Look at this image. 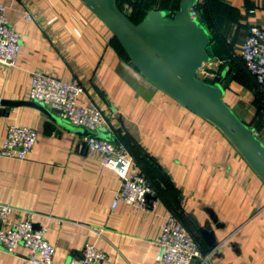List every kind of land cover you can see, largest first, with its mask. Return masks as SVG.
Returning <instances> with one entry per match:
<instances>
[{"label":"crops","instance_id":"obj_1","mask_svg":"<svg viewBox=\"0 0 264 264\" xmlns=\"http://www.w3.org/2000/svg\"><path fill=\"white\" fill-rule=\"evenodd\" d=\"M0 3L22 40L17 63H0V150L9 125L39 133L24 159L0 152V203L15 208L11 222L29 219L42 229L55 246L54 264L81 255L89 242L106 253L103 264H155L170 216L204 253L212 252V264H264V181L216 125L147 79L81 0ZM179 3L157 0L154 7L174 11ZM133 4L119 0L127 14ZM197 8L205 13L216 55L200 70L226 86L225 99L238 108L226 101L264 142V93L241 62L251 26L264 25V0H198ZM35 72L76 79L85 87L79 102H94L108 115L116 142L133 157L131 169L154 185L151 207L114 205L121 176L87 148L84 136L58 125L60 134H48V117L39 107L8 104L33 101ZM194 219L213 232L215 248ZM28 252L23 246L17 254L0 247V264H33Z\"/></svg>","mask_w":264,"mask_h":264},{"label":"built area","instance_id":"obj_2","mask_svg":"<svg viewBox=\"0 0 264 264\" xmlns=\"http://www.w3.org/2000/svg\"><path fill=\"white\" fill-rule=\"evenodd\" d=\"M195 14L199 11L197 7ZM22 47L20 33L10 23L7 6L0 3V63L13 66ZM241 57L248 70L255 76L264 92V25H253L246 37ZM199 72V71H198ZM85 87L76 79L63 81L42 72H35L32 78L30 99L57 110L59 115L71 124L92 130L112 131L108 115L94 102L83 105L79 102ZM38 131L30 126L12 124L0 152L8 157L24 159L34 148ZM85 144L91 151L101 155L102 163L117 171L121 186L117 201L148 209L155 203L156 189L144 175L133 171V157L126 146L116 141L98 137H85ZM15 208L0 203V247L10 253H18L20 246L29 252L27 259L33 264H54L55 246L47 240L42 229H36L29 219L10 221ZM160 250L155 264H212V252L204 253L196 239L176 216H170L160 237ZM106 253L95 243H87L81 255L73 256L66 264H103Z\"/></svg>","mask_w":264,"mask_h":264},{"label":"water","instance_id":"obj_3","mask_svg":"<svg viewBox=\"0 0 264 264\" xmlns=\"http://www.w3.org/2000/svg\"><path fill=\"white\" fill-rule=\"evenodd\" d=\"M81 1L110 29L132 64L147 79L189 110L216 125L264 181V142L226 101V86L198 76L200 68L216 58L204 13H194L198 0H180L179 8L173 13L165 9H151L138 23L118 7L116 0ZM228 68L225 67L222 74L225 75ZM232 79L233 76L229 75L226 83L230 84ZM19 103L35 105L45 112L48 134H60L61 131H56L55 127L58 125L84 137L116 141L112 131L73 125L57 110L49 109L42 103L8 102ZM194 221L208 245L215 248L213 232Z\"/></svg>","mask_w":264,"mask_h":264},{"label":"trees","instance_id":"obj_4","mask_svg":"<svg viewBox=\"0 0 264 264\" xmlns=\"http://www.w3.org/2000/svg\"><path fill=\"white\" fill-rule=\"evenodd\" d=\"M157 0H134V4L133 5H130L129 9H130V13L131 15H128L132 21H134L135 23H138L140 22L144 17L145 15L147 14V12L151 9H162V8H155L154 7V4L156 3ZM116 4L118 5V7L121 9V6L119 5V0H116ZM180 4V3H179ZM123 8V7H122ZM137 8H140L137 9ZM179 8V5L178 7L174 10L176 11L177 9ZM198 9V8H197ZM167 10V9H165ZM123 11V10H122ZM171 13H173L174 11H170V10H167ZM199 11V9H198ZM203 12V11H201ZM199 11V13H201ZM204 13V12H203ZM204 16H205V13H204ZM205 19H206V16H205ZM207 24V22H206ZM208 26V25H207ZM116 38V37H115ZM116 40L118 41V39L116 38ZM119 45L121 46L122 50L124 51V53L128 56V54L126 53V51L124 50V48L122 47V45L120 44V42L118 41ZM129 58V56H128ZM130 59V58H129ZM241 62H242V65L244 67V69L246 71H249L248 68L246 67L245 63H244V60L242 59L241 57ZM250 72V71H249ZM251 73V72H250ZM256 79V78H255ZM210 82H216V81H210ZM258 84V83H257ZM258 91L261 92V93H264L259 85H258Z\"/></svg>","mask_w":264,"mask_h":264},{"label":"rangeland","instance_id":"obj_5","mask_svg":"<svg viewBox=\"0 0 264 264\" xmlns=\"http://www.w3.org/2000/svg\"><path fill=\"white\" fill-rule=\"evenodd\" d=\"M137 9H139L140 10V8H137ZM128 10V9H127ZM127 14V13H126ZM128 15H131V13H130V10H128ZM207 63H209V62H207ZM208 71H211V70H209V69H207ZM215 75V74H214ZM198 76L200 77V78H204V79H207V80H209V81H213L212 79H211V76H208L207 74H205V71L204 70H199V72H198ZM226 99L231 103V104H233L236 108H238L237 107V104H236V102L233 100V99H231L230 97H226ZM246 106H248V105H246ZM246 120H249V122L251 121V118L249 117V116H246ZM258 136H260V135H258ZM261 138V137H260ZM262 139L264 140V135H263V137H262Z\"/></svg>","mask_w":264,"mask_h":264}]
</instances>
